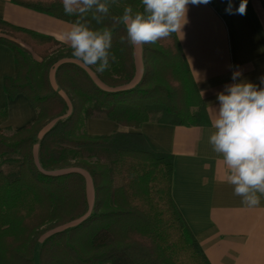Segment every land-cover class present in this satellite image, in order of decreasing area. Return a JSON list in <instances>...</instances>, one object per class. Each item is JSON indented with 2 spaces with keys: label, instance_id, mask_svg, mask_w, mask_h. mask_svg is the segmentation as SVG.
Here are the masks:
<instances>
[{
  "label": "trees",
  "instance_id": "16d2710c",
  "mask_svg": "<svg viewBox=\"0 0 264 264\" xmlns=\"http://www.w3.org/2000/svg\"><path fill=\"white\" fill-rule=\"evenodd\" d=\"M10 1L69 24L75 19L61 0ZM104 2L109 15L93 27L112 30L117 59L102 74L88 67L96 79L71 48L0 21V32L14 39L0 37L15 71L4 92L26 97L36 114L10 136L0 131V264H210L172 200V156L125 130L139 129L152 114L185 127L206 117L178 39L142 47L141 76L131 85L133 47L120 42L126 31L118 19L125 6L142 10L141 0ZM246 10L259 29L250 0ZM6 114L0 111V125ZM88 118L120 130L89 136Z\"/></svg>",
  "mask_w": 264,
  "mask_h": 264
},
{
  "label": "crops",
  "instance_id": "0c3cea01",
  "mask_svg": "<svg viewBox=\"0 0 264 264\" xmlns=\"http://www.w3.org/2000/svg\"><path fill=\"white\" fill-rule=\"evenodd\" d=\"M231 2L233 13L226 8ZM264 0H250L259 29L247 13L235 14L241 0H211L208 4L189 5L188 23L183 34H175L188 69L199 92L206 117L198 125L185 127L164 124L152 114L139 129H125L142 135L149 148L172 156L171 196L180 215L198 241L210 264H264V197L256 207L241 203L226 182L224 166L208 143L213 113L218 107L216 94L231 84L232 73L260 85L264 76ZM0 21L14 27L52 37L70 46L60 36L70 24L43 13L0 0ZM0 32V37H2ZM134 85L141 76V47L133 48ZM80 64L96 79L93 72ZM11 50L0 43V111L6 108L0 131L13 133L35 118V111L23 95L8 99L4 80L14 77ZM53 84V74H50ZM197 80L199 82H197ZM203 92V96H201ZM84 129L89 136L111 135L120 130L112 121L88 118ZM88 203L93 201L91 181H86Z\"/></svg>",
  "mask_w": 264,
  "mask_h": 264
},
{
  "label": "clouds",
  "instance_id": "9594fccd",
  "mask_svg": "<svg viewBox=\"0 0 264 264\" xmlns=\"http://www.w3.org/2000/svg\"><path fill=\"white\" fill-rule=\"evenodd\" d=\"M211 0H141L142 10L131 5L123 8L118 22L126 36L120 42L133 48L154 45L174 34H183L188 23L189 5L208 4ZM65 15L74 17L69 28L60 36L71 54L86 67L104 73L116 61L111 52L113 32L101 26L110 8L104 0H61ZM248 0H241L235 14L245 15ZM234 14L231 2L226 8ZM240 71L232 73L231 84L216 94L218 107H211L213 117L208 143L224 166L226 182L241 203L256 207L264 197V76L260 85L237 81ZM197 82H199L197 80ZM203 96V92L200 93Z\"/></svg>",
  "mask_w": 264,
  "mask_h": 264
},
{
  "label": "rangeland",
  "instance_id": "374dc122",
  "mask_svg": "<svg viewBox=\"0 0 264 264\" xmlns=\"http://www.w3.org/2000/svg\"><path fill=\"white\" fill-rule=\"evenodd\" d=\"M3 34H4V35H3ZM3 34H2V35L5 36L8 40H14L13 38H11V37L9 36V34H5V33H3ZM84 131L86 132L85 129H84ZM1 134L4 135V136H10L12 133L1 132ZM85 176H86V178H88L86 174H85ZM86 181L89 182V179H86ZM89 205L91 206V203H89ZM48 234H50V232H49V233H46L45 235H43L42 238H41V240H43ZM41 240H40V241H41Z\"/></svg>",
  "mask_w": 264,
  "mask_h": 264
}]
</instances>
